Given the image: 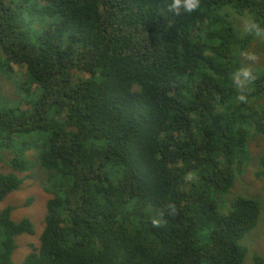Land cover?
Segmentation results:
<instances>
[{
  "label": "trees",
  "instance_id": "16d2710c",
  "mask_svg": "<svg viewBox=\"0 0 264 264\" xmlns=\"http://www.w3.org/2000/svg\"><path fill=\"white\" fill-rule=\"evenodd\" d=\"M167 3L0 0V76L29 93L0 100V202L28 180L51 196L22 262L38 226L0 210V264H264V201L234 191L247 162L264 179V65L241 89L257 33L234 23L264 35V0Z\"/></svg>",
  "mask_w": 264,
  "mask_h": 264
},
{
  "label": "rangeland",
  "instance_id": "374dc122",
  "mask_svg": "<svg viewBox=\"0 0 264 264\" xmlns=\"http://www.w3.org/2000/svg\"><path fill=\"white\" fill-rule=\"evenodd\" d=\"M232 12L233 10H228ZM234 21L235 25L238 27V30L241 35H244L245 32H250L248 25V20L250 16L243 15L239 18L236 16ZM234 25L233 22H231ZM219 41V40H218ZM241 63L243 69L251 72H257V67L264 65V35L257 38V34L254 35V41L251 44L250 48L241 54ZM19 75L26 73L25 70H22L20 67H15ZM4 76H0V100L2 105L8 102H13L14 104L18 103V100L29 94L25 88L18 86L17 84H8L2 81ZM18 75H14V81L20 79ZM250 152L254 154H260L264 150V135H257V138L252 136L248 144ZM259 155L256 156L258 158ZM259 169V165L256 160L247 162L244 164L243 170L238 174L236 178V184L234 187L235 195H245L248 196V192L253 194L260 195L264 201V179L256 177V173ZM12 172V169L0 162V173ZM34 171H29L27 173L19 174L20 176H27L32 174ZM244 178V179H243ZM35 196L32 205L25 207V204L30 197ZM50 195L45 193L38 182L33 180H28L21 188L19 192H15L6 198L4 202H0V210L6 208L7 206L16 207V210L13 214L14 221L19 222L25 218H28L35 222L38 226L36 235H24L17 239L18 249L14 254L13 260L15 262H22L26 256L40 246V237L42 236L45 224L44 219L47 214L46 203L50 199ZM231 203H229L226 208H229ZM264 212V207H263ZM248 236V235H247ZM246 260L245 264H248Z\"/></svg>",
  "mask_w": 264,
  "mask_h": 264
},
{
  "label": "clouds",
  "instance_id": "9594fccd",
  "mask_svg": "<svg viewBox=\"0 0 264 264\" xmlns=\"http://www.w3.org/2000/svg\"><path fill=\"white\" fill-rule=\"evenodd\" d=\"M201 8V0H168L166 7L164 10L175 18L189 16L191 14L196 13ZM250 30L255 29L257 35L260 34V30L255 24H251L249 26ZM237 83L240 85V88L243 89L245 87V83L249 82L253 79L251 73L246 69H240L236 73ZM239 100L243 102L245 100L244 95L239 96ZM25 103V102H22ZM26 105V104H25ZM28 105V104H27ZM28 108H24L26 110ZM29 172V171H28ZM27 173V172H26ZM42 237V236H41ZM40 237V239H41Z\"/></svg>",
  "mask_w": 264,
  "mask_h": 264
}]
</instances>
